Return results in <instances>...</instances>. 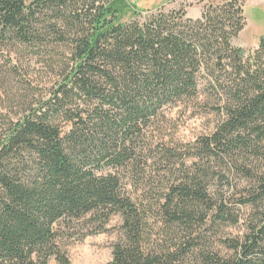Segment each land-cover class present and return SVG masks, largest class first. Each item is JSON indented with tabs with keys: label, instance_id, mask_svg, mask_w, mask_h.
Segmentation results:
<instances>
[{
	"label": "trees",
	"instance_id": "trees-1",
	"mask_svg": "<svg viewBox=\"0 0 264 264\" xmlns=\"http://www.w3.org/2000/svg\"><path fill=\"white\" fill-rule=\"evenodd\" d=\"M244 4L121 22L118 0H0V50L52 41L71 61L47 101L0 123V264H70L61 243L101 232L112 215L120 237L107 264H264V173L246 166L251 156L264 160V36L247 54L233 46ZM205 91L222 117L190 156L228 159L254 183L239 202L263 209L242 238L228 240L226 256L201 232L238 220L207 193V173L195 167L170 187L160 205L166 230L156 235L117 170L135 161L132 139L159 110Z\"/></svg>",
	"mask_w": 264,
	"mask_h": 264
},
{
	"label": "rangeland",
	"instance_id": "rangeland-1",
	"mask_svg": "<svg viewBox=\"0 0 264 264\" xmlns=\"http://www.w3.org/2000/svg\"><path fill=\"white\" fill-rule=\"evenodd\" d=\"M118 18L121 22L135 19L144 21L150 14L168 13L182 9L188 17L197 18L201 9L209 3L223 0H118ZM244 28L232 40L233 46L240 47L247 54L257 48L264 36V0H245L243 7ZM38 47L13 45L1 47L0 56V112L1 124L18 120L47 101L55 88L63 82L67 69L71 67L68 47L50 42ZM217 98L209 97L207 91L198 99H181L164 106L153 116L139 134L132 139L135 161L118 168L125 192L141 207L156 235L165 233L161 224L160 205L170 187L184 179L195 167L208 174L204 180L207 193L213 200L223 199L228 212L237 218V223H217L201 232L208 249L221 255H230L228 246L232 240L242 238L258 221L260 211L250 204H241L239 199L254 185L244 173L235 169L228 160L218 158H195L189 146L197 138L210 134L219 114ZM81 104L80 108H85ZM58 122L67 130L62 117ZM130 144V143H129ZM169 150L175 157L165 156ZM246 166L255 172L264 173V160L250 157ZM252 184V185H251ZM121 218L112 215L104 229L88 233L79 240L66 239L64 246L70 264H107L112 255V245L120 237ZM82 224L79 223L78 227ZM96 228V227H95ZM92 232V226L89 227ZM78 229V235L87 233ZM165 238V235H162ZM170 236H168L169 242ZM48 264H59L51 258Z\"/></svg>",
	"mask_w": 264,
	"mask_h": 264
}]
</instances>
